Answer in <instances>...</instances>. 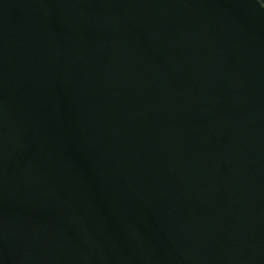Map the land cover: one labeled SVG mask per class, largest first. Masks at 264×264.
Instances as JSON below:
<instances>
[{
  "label": "water",
  "instance_id": "95a60500",
  "mask_svg": "<svg viewBox=\"0 0 264 264\" xmlns=\"http://www.w3.org/2000/svg\"><path fill=\"white\" fill-rule=\"evenodd\" d=\"M0 264H264V0H0Z\"/></svg>",
  "mask_w": 264,
  "mask_h": 264
}]
</instances>
